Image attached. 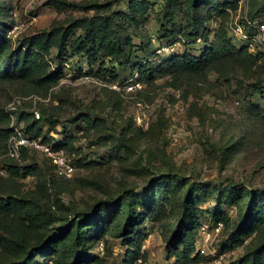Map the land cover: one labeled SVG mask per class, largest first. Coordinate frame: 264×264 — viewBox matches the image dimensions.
<instances>
[{
    "label": "rangeland",
    "instance_id": "rangeland-1",
    "mask_svg": "<svg viewBox=\"0 0 264 264\" xmlns=\"http://www.w3.org/2000/svg\"><path fill=\"white\" fill-rule=\"evenodd\" d=\"M52 1L66 4L56 7ZM95 1L107 0H0V33L6 26H17L14 44L42 31L51 34L46 56L55 64L49 71L61 69L62 76L46 92L23 84L19 97L28 98L37 92L44 101L35 108L25 101L20 110L29 115L34 110L40 113V136L51 145L64 144L65 157L74 166L71 179L56 178L47 158L28 150L15 162L31 165L34 172L13 176L3 166V151L0 195L35 198L66 214L65 205L86 209L125 189L140 195L154 179L176 175L183 188L165 193L150 189L152 198L143 202L146 207H136L144 215L133 232L123 238L106 234L90 249V264H179L176 253L166 248L167 238L178 219L184 189L190 184L195 185L194 193L201 203L193 213L196 224L184 233L185 246H180V251L191 253L190 258H195L192 264H248L250 250L264 239V226L259 234L230 247L237 208L225 200L234 187L244 192H264V43L254 48L251 41L247 50L250 56L236 54L247 41L231 32L230 23L248 20V11L264 23V11H257L261 0L244 1L235 11H220L222 5L233 0H214V5L201 2L195 13L202 22L200 32L208 29L203 31V40L195 42L184 41L183 36L188 28V0H172L166 13L165 0L116 1L112 9L125 13L130 7L136 22L118 16L126 50L133 57L131 64L151 60V55L155 56L149 63L153 67L159 59L172 55L199 56L222 31L236 49L218 57L205 75L152 77L150 71L138 74L128 67L117 80L81 55L56 59L59 28L94 13L93 9L71 8L67 3ZM79 33L78 28L70 38ZM112 65L118 68L116 63ZM129 78L140 87L126 93L118 85ZM115 84L116 89L112 88ZM10 100L2 99L4 109ZM29 115L20 121L22 131ZM219 211L231 220L229 225L223 224L219 233L203 231L201 228L211 226L207 222ZM35 263L52 264L50 257L40 256Z\"/></svg>",
    "mask_w": 264,
    "mask_h": 264
},
{
    "label": "trees",
    "instance_id": "trees-1",
    "mask_svg": "<svg viewBox=\"0 0 264 264\" xmlns=\"http://www.w3.org/2000/svg\"><path fill=\"white\" fill-rule=\"evenodd\" d=\"M118 0H107L103 3L93 2L90 4H80L69 2L68 7L76 9H93L91 16L73 19L66 27H60V34L56 40L58 54L56 59L61 57H76L81 55L90 65H97L101 72L112 76L114 80L119 79L120 72L128 67L131 71L142 73L150 71V76L168 75L173 73H185L191 75H205L211 70L212 63L218 57H226L230 51H235L229 37L222 31L217 40L199 56L188 54L172 55L164 60L159 59L157 66L149 64L151 60L132 63L133 57L126 50L125 37L119 24V14L125 15L130 22L135 24L133 14L128 7L125 13H117L112 9L113 3ZM172 0H165L163 12L166 13ZM209 2L214 5V0H188L187 18L188 28L185 29L184 41L203 40L204 27L200 32L202 22L198 20L195 8L201 2ZM239 0H233L229 5L225 3L220 11H235ZM54 6L66 4L61 1H52ZM257 11H264V0L257 6ZM226 14V13H225ZM248 20L239 21L245 27L249 35H252L256 27L248 26L247 21L254 25L264 24L256 20L249 11L246 14ZM80 29L79 34L72 38L70 35L75 30ZM9 27L0 33V154L6 151L7 141L11 130L9 128V118L5 112L2 99L10 100L12 97L20 96L21 86L28 84L34 91H48L52 85L56 84L62 76V70L49 71L55 62H50L46 56L49 51V39L51 34L42 31L38 34L25 36L15 44L11 38L6 37ZM227 32V31H226ZM207 41V40H205ZM247 42L242 45L236 54L247 52L251 47ZM254 48L259 47V43H254ZM262 45V44H261ZM116 63V66L112 65ZM37 92L32 95L37 96ZM39 104V103H38ZM37 104V105H38ZM30 102L29 105L30 106ZM39 113V112H38ZM29 114L18 112V121ZM30 119L25 123L23 131L31 135V138H40L42 142L50 143L42 138L41 129L38 127L39 118H35L34 113H30ZM51 144V143H50ZM64 144H52L54 149H63ZM28 152L23 150L21 157ZM20 157V158H21ZM49 161V159L47 158ZM3 166L13 176L31 175L34 170L31 165H19L14 159L5 157ZM49 170L54 168L49 161ZM54 176H52L54 178ZM194 184L186 186L181 198V205L178 219L174 228L167 238L166 248L170 253L175 254L179 264H192L195 258H190L191 253L185 254V250L180 251V246L184 244V233L194 228L196 224L193 213L197 212V205L201 199L195 196ZM183 182L178 180L176 175L162 176L154 179L142 192L134 194L133 189H125L115 197L98 200L86 209H75L71 205L64 207L68 211L66 214H59L50 207L39 202L35 198L17 195L15 193H2L0 195V264H36L35 258L50 257L52 264H90L89 251L106 234H111L115 238H123L133 232V226L138 223L144 215L138 212L136 207L152 198L150 189L167 192L168 189L180 191ZM55 192V189H54ZM57 195V193H56ZM155 195V194H154ZM60 201V200H58ZM226 203L233 204L237 208L235 219L233 220L232 232L230 236V247L239 244L244 238L257 235L264 226V192H244L237 187L231 188L228 192ZM210 225L217 223L229 225L231 220L224 212H215ZM11 221H7V220ZM172 227V226H171ZM221 230V229H220ZM27 234L30 238H27ZM185 248V247H183ZM248 264H264V239L254 246L247 255Z\"/></svg>",
    "mask_w": 264,
    "mask_h": 264
},
{
    "label": "built area",
    "instance_id": "built-area-1",
    "mask_svg": "<svg viewBox=\"0 0 264 264\" xmlns=\"http://www.w3.org/2000/svg\"><path fill=\"white\" fill-rule=\"evenodd\" d=\"M244 1L247 0H239L238 4H242ZM246 24L248 26L256 27L257 39L256 34L249 35L245 30V27L239 22H237V20H234L230 23V30L231 32H233V34L239 36L240 39L246 40L250 44L251 41L263 44L264 24L254 25L250 21H247ZM16 30L17 26H13L8 29L6 37L11 38V40H13V38H15L16 36L15 33H17ZM115 85L116 86L113 85L112 88L116 89L119 87L123 89L126 93H131L140 87V84L138 82H135L134 78H129L128 80L119 84L118 87L117 84ZM25 101H29L35 108L37 104L40 103V101L44 100L35 95H32L28 98L16 96L12 98L7 104L5 112L9 118V128L11 130V133L7 141L5 157L18 160L21 157V154L24 149L33 150L41 153L43 156L49 159L51 165L54 168V173L58 178L71 179L74 173V166L69 160H67L62 149H54L51 144L42 142L40 138H31L22 131V128L20 127V122L18 121V112L20 110V106ZM33 113L36 118H39V113L37 110H34ZM221 227V223H217L216 225L211 226L205 225L201 229L209 234V231L211 229L216 233H219ZM200 252L204 253V251H202L201 249Z\"/></svg>",
    "mask_w": 264,
    "mask_h": 264
}]
</instances>
